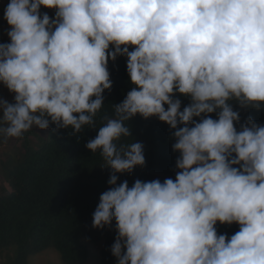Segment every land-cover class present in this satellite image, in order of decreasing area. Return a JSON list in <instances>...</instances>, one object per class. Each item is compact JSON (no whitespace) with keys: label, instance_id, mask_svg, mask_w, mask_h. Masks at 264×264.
I'll return each instance as SVG.
<instances>
[{"label":"clouds","instance_id":"1","mask_svg":"<svg viewBox=\"0 0 264 264\" xmlns=\"http://www.w3.org/2000/svg\"><path fill=\"white\" fill-rule=\"evenodd\" d=\"M3 19L2 143L94 126L126 57L132 88L85 145L111 170L92 227L115 222L117 264H264V124L233 110L264 111V0H9ZM137 115L174 130V179L117 184L145 163L142 143L117 145Z\"/></svg>","mask_w":264,"mask_h":264},{"label":"trees","instance_id":"2","mask_svg":"<svg viewBox=\"0 0 264 264\" xmlns=\"http://www.w3.org/2000/svg\"><path fill=\"white\" fill-rule=\"evenodd\" d=\"M9 0H0V44L8 43L10 30L3 19ZM40 12L54 17V9L41 7ZM132 49L130 48L129 51ZM112 87L102 94L104 104L94 117V126H85L79 133L69 129H55L50 125L41 130L33 127L20 139L0 142V254L14 251L8 264H28V257L47 250L60 256L62 264H86L89 253L84 241L100 244V264H117L111 253L116 232L115 222L104 228L92 227V215L99 196L109 189L111 170L99 151L91 153L86 143L95 138L105 117L114 115L113 105L119 104L132 85L126 71V57L118 56L108 62ZM181 110L189 103L187 97L177 95ZM0 99L13 101V94L0 84ZM240 122L251 116L264 124V111L240 109ZM213 119L215 113L210 114ZM131 136L121 137L120 145L140 142L145 163L129 173L117 174V184L127 181L129 187L137 179L151 181L175 178L178 152L172 150L174 130L156 117L144 119L137 115L126 122ZM239 128V125H236ZM217 233L228 237L239 226L216 225ZM12 253V252H10Z\"/></svg>","mask_w":264,"mask_h":264},{"label":"rangeland","instance_id":"3","mask_svg":"<svg viewBox=\"0 0 264 264\" xmlns=\"http://www.w3.org/2000/svg\"><path fill=\"white\" fill-rule=\"evenodd\" d=\"M84 244L86 245L89 253V258L86 264H100V244H94L87 241H84ZM9 249L1 251L2 254H0V264H8L9 261L14 260V251H8ZM27 260L28 264H62L59 254L53 250H47L42 253L31 255Z\"/></svg>","mask_w":264,"mask_h":264}]
</instances>
